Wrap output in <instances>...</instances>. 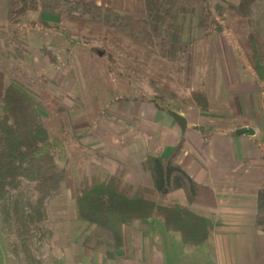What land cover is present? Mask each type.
Here are the masks:
<instances>
[{
    "label": "rangeland",
    "instance_id": "obj_1",
    "mask_svg": "<svg viewBox=\"0 0 264 264\" xmlns=\"http://www.w3.org/2000/svg\"><path fill=\"white\" fill-rule=\"evenodd\" d=\"M207 1L212 11L221 15L216 16L222 24L236 14L237 0ZM29 5L18 21L9 22L7 17L0 21V102L9 80L36 91L35 79L43 77L47 89L61 95L67 110L65 148L70 159L66 183L46 204L50 235L39 244L35 258L41 259L39 264H118L119 259L164 264L163 258L170 260L168 249H179L164 236L156 216L127 225L123 245L115 251L116 259L110 260L104 252L105 235L96 236L92 225L75 217L70 189L82 174L89 179L95 174L104 178L118 171L120 176L133 156L137 160L147 158L141 142L149 126L143 119L142 105L157 103L165 110L183 111L189 105L182 97L202 78L211 100L210 108L201 110L202 120L228 124L231 117L226 92L232 96L235 89L238 107L240 96L248 100L251 109L259 111V107L264 108V88L259 90L253 82L240 51L224 31L217 33L197 23L198 0H160V9L169 10L159 31L144 24L145 6L141 14L124 16L106 8H69L61 0H29ZM255 11L257 32L264 42V0L257 1ZM61 15L93 16L112 22L142 41L145 50L141 59L162 74L164 84L132 73L118 59L103 58L105 48L96 34L79 35L74 23L60 19ZM95 49L102 50V55ZM224 82L233 85L229 91H224ZM138 107L141 116L135 112ZM144 168L143 174L148 175L145 163ZM9 241L0 222V264H26L13 255ZM207 250L209 254L202 257L201 264H212L213 253L209 247Z\"/></svg>",
    "mask_w": 264,
    "mask_h": 264
},
{
    "label": "trees",
    "instance_id": "obj_2",
    "mask_svg": "<svg viewBox=\"0 0 264 264\" xmlns=\"http://www.w3.org/2000/svg\"><path fill=\"white\" fill-rule=\"evenodd\" d=\"M61 1L69 8L82 11L98 8L70 0ZM257 1L237 0L236 14L222 24L217 17L221 15L212 11L209 1L198 0L200 10L196 18L200 26L226 33L240 51L253 79L263 89L264 42L257 32ZM29 6V0H7V20L18 21ZM144 6V24L159 31L169 7L160 9V0H144ZM183 7L182 4L180 9ZM60 19L73 22L75 31L81 36L95 33L105 48L103 58L118 59L132 73L149 76L164 84L162 74L141 59L145 44L136 37L112 22L99 21L93 16L61 15ZM35 82L38 89L33 91L15 79L9 80L0 102V222L3 232L10 238L13 255L26 264L41 262L35 258V251L50 235L46 204L66 183V165L70 161L65 148L67 110L61 102L62 97L47 89L43 77H38ZM182 99L202 111L211 105L202 78ZM154 105L164 109L162 105ZM192 127L205 143L211 128L200 124ZM182 146L183 137L180 136L164 156H147L152 187L133 185L113 173L104 178L95 174L91 179L82 174L70 189L75 217L92 225L96 236L105 235L103 243L107 258L117 257L115 251L123 245L127 225L150 216L161 218L165 227L177 231L184 243L198 244L206 238L210 227L208 219L195 215L184 205H160L150 197L164 198L167 193L182 189L189 202L212 203L209 187L194 182L184 164L178 163ZM254 226L264 231V186L257 191ZM98 242L102 243L100 239Z\"/></svg>",
    "mask_w": 264,
    "mask_h": 264
},
{
    "label": "crops",
    "instance_id": "obj_3",
    "mask_svg": "<svg viewBox=\"0 0 264 264\" xmlns=\"http://www.w3.org/2000/svg\"><path fill=\"white\" fill-rule=\"evenodd\" d=\"M70 1L124 14L144 12V0ZM6 2L0 0V21L6 17ZM256 84L259 89L260 85ZM232 86L224 82V91H229ZM232 90V96L226 92L231 117L228 124H208L202 120L201 110L189 105L179 112L186 119V128L181 131L167 110L150 104L140 107L145 110L143 119L148 122L146 127L149 126L141 142L144 151L148 155L164 156L182 136L183 146L177 157L178 163L184 164L186 173L194 182L208 186L213 194L211 204L189 202L182 189H175L164 198L153 199L160 205H184L190 212L210 222L206 238L198 244H190L184 243L177 231L167 229L162 219L155 217L161 221L169 243L178 245L179 249V252H174L169 248L170 260L163 258L164 264H201L202 257L209 254L208 247L213 253L212 264H264V231L254 226L257 191L264 186V108L262 106L259 111H254L247 105L248 100L240 96L238 107L234 96L237 94L234 93L235 89ZM138 109L135 112L141 116ZM198 124L211 128L205 143L200 133L192 127ZM244 128H251L254 133H244ZM144 163L147 164L146 157L137 160L133 156L122 168L124 172L121 178L133 185L152 187L149 169L148 175L143 174ZM113 173L118 174V171ZM108 259L114 260L116 257ZM118 264L140 263L119 259Z\"/></svg>",
    "mask_w": 264,
    "mask_h": 264
},
{
    "label": "water",
    "instance_id": "obj_4",
    "mask_svg": "<svg viewBox=\"0 0 264 264\" xmlns=\"http://www.w3.org/2000/svg\"><path fill=\"white\" fill-rule=\"evenodd\" d=\"M102 52H103L102 50L95 49V53L97 55H102ZM167 112L172 116L174 121L179 126L180 130L184 131L185 128H186V119H185V117L181 113H179V112H177L175 110L168 109ZM242 132L248 133V134H253L254 133V131L251 128H244V129H242Z\"/></svg>",
    "mask_w": 264,
    "mask_h": 264
}]
</instances>
